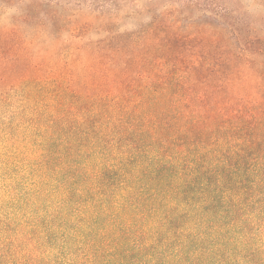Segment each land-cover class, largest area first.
<instances>
[{
	"label": "trees",
	"instance_id": "trees-1",
	"mask_svg": "<svg viewBox=\"0 0 264 264\" xmlns=\"http://www.w3.org/2000/svg\"><path fill=\"white\" fill-rule=\"evenodd\" d=\"M206 1L0 0V264H264V32Z\"/></svg>",
	"mask_w": 264,
	"mask_h": 264
},
{
	"label": "rangeland",
	"instance_id": "rangeland-1",
	"mask_svg": "<svg viewBox=\"0 0 264 264\" xmlns=\"http://www.w3.org/2000/svg\"><path fill=\"white\" fill-rule=\"evenodd\" d=\"M194 4H199V10H201V13H203L202 9L209 3L206 0H193ZM190 0H176V3L174 6H176V16L179 17L180 20H182L183 16H189V17H198L200 16V12L197 11V14L195 11H189L190 9L186 8H192L194 6H187V3H189ZM256 3V0H241L238 2H233L232 6L238 5L240 8V14L243 18H247L255 27H257L261 32H264V6H259L254 3ZM180 12V14H179ZM264 61V58L262 59ZM264 83V69L262 70V84ZM261 84V85H262ZM264 89V86H262Z\"/></svg>",
	"mask_w": 264,
	"mask_h": 264
},
{
	"label": "clouds",
	"instance_id": "clouds-1",
	"mask_svg": "<svg viewBox=\"0 0 264 264\" xmlns=\"http://www.w3.org/2000/svg\"><path fill=\"white\" fill-rule=\"evenodd\" d=\"M15 11V9H10L9 11H8V14L10 15L11 13H13Z\"/></svg>",
	"mask_w": 264,
	"mask_h": 264
}]
</instances>
